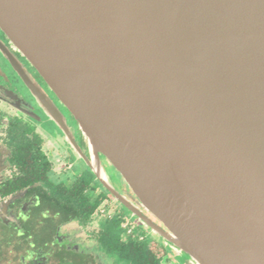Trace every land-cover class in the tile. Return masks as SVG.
Segmentation results:
<instances>
[{
    "label": "water",
    "instance_id": "95a60500",
    "mask_svg": "<svg viewBox=\"0 0 264 264\" xmlns=\"http://www.w3.org/2000/svg\"><path fill=\"white\" fill-rule=\"evenodd\" d=\"M0 29L78 123L94 175L184 264H264V0H0Z\"/></svg>",
    "mask_w": 264,
    "mask_h": 264
},
{
    "label": "flooded vegetation",
    "instance_id": "af4514ba",
    "mask_svg": "<svg viewBox=\"0 0 264 264\" xmlns=\"http://www.w3.org/2000/svg\"><path fill=\"white\" fill-rule=\"evenodd\" d=\"M0 41L61 111L68 129L64 131L49 116L0 51V264H137L135 257L107 249L101 239L106 222L115 217L124 219L122 226L127 230L124 241L129 236L139 238L149 243L153 250L164 251L162 264H171L166 243L152 238L155 233L133 216L94 175L89 166L92 153L88 141L73 116L1 29ZM46 135L52 137L51 147L45 141ZM70 137L85 159L76 151ZM37 148L46 158L48 169L33 153ZM51 151L59 152L61 158L54 161ZM100 157L114 189L166 229L145 208L113 164L105 156ZM75 167L79 172L70 178L66 174ZM82 180L90 183L86 192L91 196L106 197L86 223L76 220L71 210H62L60 206L61 202L68 201L70 191ZM148 236L151 239L148 240Z\"/></svg>",
    "mask_w": 264,
    "mask_h": 264
},
{
    "label": "trees",
    "instance_id": "16d2710c",
    "mask_svg": "<svg viewBox=\"0 0 264 264\" xmlns=\"http://www.w3.org/2000/svg\"><path fill=\"white\" fill-rule=\"evenodd\" d=\"M33 153L40 158V163L45 167L49 168V164L46 158L40 153V149L34 150ZM32 155V152H30ZM90 187L88 181H81L70 191L69 199L67 202H61V209L71 210L73 217L76 220H82L88 222L92 216L102 205L106 197L104 196H91L89 192H86ZM124 219L121 217H115L112 221L106 222L105 231L102 234L101 239L104 245L112 252H116L121 255H131L135 257L139 264H162L165 252L162 250H153L152 246L147 242H141L139 238H133L129 236L126 241L123 240L126 236L127 230L122 226ZM135 259V262L137 260ZM137 262V264H138Z\"/></svg>",
    "mask_w": 264,
    "mask_h": 264
},
{
    "label": "rangeland",
    "instance_id": "374dc122",
    "mask_svg": "<svg viewBox=\"0 0 264 264\" xmlns=\"http://www.w3.org/2000/svg\"><path fill=\"white\" fill-rule=\"evenodd\" d=\"M45 141L48 143V146H52L54 143H52V137H50V135H46L45 136ZM51 157L54 159V161H56L57 160V158H61V156H60V153L59 152H57V151H55V152H52L51 151ZM83 167V166H82ZM79 168H77V167H75V168H73L72 170H70L66 175L67 176H70V178H73L78 172H79V170H78ZM139 230H141V229H139ZM142 232H143V230H141ZM152 238H154V239H156V240H158V241H160V242H163V243H166L160 236H158L156 233L155 234H153V236H151ZM151 237L149 238V236H148V240L149 239H151ZM167 245V244H166ZM167 247V250L169 251V253L171 254L170 256H171V264H184V259H185V257L184 256H178L173 250H172V248L170 247V246H166Z\"/></svg>",
    "mask_w": 264,
    "mask_h": 264
}]
</instances>
